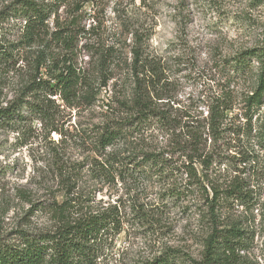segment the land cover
Masks as SVG:
<instances>
[{
	"label": "rangeland",
	"instance_id": "374dc122",
	"mask_svg": "<svg viewBox=\"0 0 264 264\" xmlns=\"http://www.w3.org/2000/svg\"><path fill=\"white\" fill-rule=\"evenodd\" d=\"M14 1L0 0V44L14 56L0 68V108L24 91L26 58L37 50L18 46L23 24L12 16ZM82 11L84 24H96L95 37L107 44H129L135 30L149 36L147 52L166 65L167 90L185 114L206 117L222 92L237 100L222 137L207 140L208 167L196 162L189 168L173 150L165 155L166 169L137 176L117 167L100 176L96 165L120 147L96 152L79 136L102 120L97 107L65 110L58 124L65 136L49 133L25 110L20 119L0 121V245L17 243L21 232L54 231L59 211L74 218L114 208L121 232L101 240L95 264H155L164 257L201 264L214 228L240 231L227 264H264V98L255 112L247 111L243 100L256 87L257 65L235 71L232 61L264 46V1L94 0ZM80 59L86 60L83 52ZM106 97L104 91L98 96ZM170 138L151 130L144 143L158 151ZM70 202L71 210L64 207Z\"/></svg>",
	"mask_w": 264,
	"mask_h": 264
},
{
	"label": "trees",
	"instance_id": "16d2710c",
	"mask_svg": "<svg viewBox=\"0 0 264 264\" xmlns=\"http://www.w3.org/2000/svg\"><path fill=\"white\" fill-rule=\"evenodd\" d=\"M87 2L94 0L14 1L12 16L23 24L18 46L37 50L26 58L29 79L24 91L13 103L0 108V121L20 119L25 110L49 128V133L65 136L58 127L65 110L80 112L97 107L102 120L79 136L90 141L96 152L120 147L96 165L97 170H102L100 176H108L112 167L132 176L156 173L168 167L165 155L173 150L185 157L189 168L196 162L208 167L212 156L205 153L207 140L222 137L223 122L237 98L222 92L212 101L204 118L191 117L174 107L176 103L167 90L166 65L147 52L150 37L135 30L129 44L100 41L94 33L97 25L84 24L82 10ZM81 52L86 60L80 59ZM13 57L0 44V68ZM232 61L235 71L250 69L253 62L257 65L256 87L243 100L247 111L255 112L264 98V46L246 49ZM102 91L107 94L103 101L98 98ZM151 130L171 137L169 144L158 151L146 148L145 135ZM214 193L217 196L218 191ZM208 202L211 208L213 200ZM71 204L64 207L71 210ZM58 216L60 225L54 231L21 232L17 243L0 245V264H95L101 240L110 233L121 232L119 214L114 208L74 218L63 210ZM239 232L235 228H214L206 240L201 264H227L233 253L231 244ZM155 264L171 262L164 257Z\"/></svg>",
	"mask_w": 264,
	"mask_h": 264
}]
</instances>
